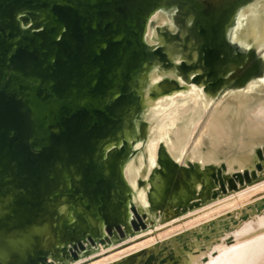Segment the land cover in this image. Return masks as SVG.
Wrapping results in <instances>:
<instances>
[{
    "label": "bare ground",
    "instance_id": "obj_1",
    "mask_svg": "<svg viewBox=\"0 0 264 264\" xmlns=\"http://www.w3.org/2000/svg\"><path fill=\"white\" fill-rule=\"evenodd\" d=\"M154 1L0 0V206L15 205L10 212L3 208L0 214V264H42L41 258L55 264L69 246L83 247L84 236L104 242L106 235L114 238L117 232L122 234L119 227L127 221L107 182L120 161L121 147L107 149L100 162L94 154L124 103L123 91L113 94L117 72L120 68L124 73L131 70L143 53L144 42L149 43L150 28L144 36L139 34L140 18ZM191 1H199L201 20L197 27L190 24L184 29L181 38L173 36L178 38L175 46L179 49L172 58L173 68L180 69L184 80L187 74L176 61L196 57L182 61L181 66L195 65L192 73L198 75L189 82L199 85L180 87L171 78L159 81L160 66L152 68L141 86L144 109L130 133V138H135L139 122L144 120L145 136L137 140L139 153L125 163L124 170L130 204L137 212L134 217L140 220V215L145 216L148 230L159 216L158 223L171 221L173 227L199 225L111 264H264V198L248 203L261 188L227 202H211L209 209L181 217L227 193L226 186L234 188L233 179L246 185L264 173V124L249 132L261 115L254 112L261 96L254 94L256 100L246 103L243 117V106H237L238 115L236 110L215 111L185 157L186 141L195 132L201 111L194 121L187 122L190 129L183 141L178 132L168 130L159 136L154 129L157 122L151 106L170 88L193 91L189 97L193 99L201 95L202 87L205 89L202 81L210 75L214 93L217 86L232 79L245 83L246 89L254 83L253 90L260 85L248 80L258 70L251 63L255 49L240 50L232 42L233 36L225 41L219 38L222 6L209 0ZM234 2L238 6L241 0ZM19 10L23 11L16 17ZM159 18L161 22L166 17ZM41 20L46 22L36 27ZM173 23L178 25L177 20ZM107 91L109 99L102 102ZM189 98H182L179 105ZM52 107L57 109L60 131L48 134L46 142L39 144L36 123L44 121L47 132L52 125L48 118ZM181 120L182 116L173 113L159 125L171 127ZM252 145L259 146L252 149ZM144 147L151 161L138 177L136 169ZM12 193L17 196L9 199ZM65 201L73 202L75 209L80 204L83 213H76L68 226L59 224L58 206ZM238 203L250 211L233 209ZM230 211L235 217L230 214L228 220H216ZM230 223L237 226L232 229ZM132 225H136L134 221ZM215 237L217 240L210 242ZM191 238L197 241L190 242ZM170 243L182 248L175 249ZM176 250L185 255L181 258Z\"/></svg>",
    "mask_w": 264,
    "mask_h": 264
},
{
    "label": "rangeland",
    "instance_id": "obj_2",
    "mask_svg": "<svg viewBox=\"0 0 264 264\" xmlns=\"http://www.w3.org/2000/svg\"><path fill=\"white\" fill-rule=\"evenodd\" d=\"M54 1L59 2L60 0ZM209 1L218 4L223 8V13L219 20V38L225 41L230 36H233L232 42L234 44H238L240 50H245L246 48L255 49L254 55L251 59V63L253 65H256L258 70L257 73L251 75L248 80L254 79L255 81H257L256 84L260 83V85L262 84L263 87L258 85V88L253 90L255 86L254 83L250 89H246L244 88L245 83L240 84L235 79H232L222 85L217 86L215 94L214 91H212L215 88V83L214 80L211 79L212 75H210L209 77H205L202 81L205 89L202 87L201 95L190 99L194 92L187 91L185 88L180 87L188 84L189 87L197 88L199 84L190 83V79L193 76V78L191 79L193 80L194 77L198 75V72L192 73V71L195 70V65L187 64L186 66H181V63L182 61L190 62L196 57L193 56L189 58V60H187L180 56L181 58L179 57L180 59L176 61V63L179 64V68H181V72L183 74H187L186 78L182 77L186 81L185 82L181 79L180 69L173 68L175 64L172 55L179 49V46H175V44L177 45L179 43L178 38H175L173 36L177 35V37L181 38L182 31H184V29H186L190 24L196 27L198 26L201 20V15L197 11L199 1L155 0L154 2H152L147 12L140 18L141 29L139 34L141 37L144 36L147 27L150 28L149 32L147 33L149 43L144 42L143 53L135 62L131 70L126 72V78H124L123 75L125 73L121 68L117 72L113 94L115 96L120 93V91H123L125 97L124 103L122 107L116 112L114 120L110 124L105 138L99 143L94 154L95 158L100 162L107 149H110L114 146L121 147L120 161L113 172L114 175H109L108 181L110 182L112 198L113 200L119 202L120 213L127 222H124L122 224V234L117 232L114 238H112V236L110 235H106V237L104 238V242L96 240L95 238H93V236H84V238L81 240V243L83 245L82 248H80L79 246L78 248L69 246L66 254L63 257L59 256L55 261V264H111L114 261H118L123 257L130 255L131 252L134 253L138 252L137 250H145L149 245H155L160 242H164L167 239L169 240L172 238V236L174 237L175 234L178 233L179 235V233L185 228L189 229L190 226L193 227L199 225L198 223H191L187 226L180 225L173 227L169 224V222L171 221L163 224L158 223L161 219V216H159L160 218H154V227H151L148 230L145 227L146 217L140 215V220L136 219L134 215L137 212L133 210L130 204L131 190L126 178L124 165L129 159L137 157L139 153V150L136 147L137 140L143 139L145 136L146 121L144 120L139 122V127L135 138H130V133L134 129L135 120L140 116V113L144 109L141 86L143 84V81L145 82L144 78L152 70L153 67L157 69L160 66V69H158L157 71L161 75L159 81H161L162 78H171L173 80H176L180 85V87L170 88L169 91L163 93L157 103L151 106V113L154 114L157 122L154 125L156 134H159L160 136L168 130L172 132H178L179 136L183 138V141L190 129V123L187 122L194 121L197 113L201 111V118L197 122L196 130L186 141L187 144L184 157L187 155V152L193 147L195 140L199 137V134L205 128L207 120L215 111L221 108H224V110H226L227 112L236 110V113L234 114L238 115L237 112L239 111H237V106H243L240 114V116L243 117L244 110L246 109V103L251 104L253 102L252 99L254 101L256 100V98L253 97L254 94H259L261 96L262 102L255 106L254 111L258 115H261L256 120L258 122L257 125L250 127L249 132L258 129L259 126L261 127V125L264 124V0H241L240 5L238 6L234 2V0ZM23 10H25L24 12H26V8H24ZM23 10H19L16 14V17H18L20 15L19 13ZM161 15L165 16L166 18H163L160 22L159 17ZM174 20H177V26L174 25ZM45 22V20H41V22L36 25V27H42ZM167 34L171 35H169L170 37H168V39L166 38ZM173 46H175V50L173 49ZM193 55L195 54L193 53ZM247 58L248 57L244 59L245 63L248 62ZM237 64L238 66H241L240 63ZM202 66L204 67V65ZM230 73H232V71L227 72V74ZM33 80L36 83L38 82V80ZM259 89L260 91H257ZM109 95L110 94L107 91L102 97L101 101H107V99H109ZM210 96H212L211 101L204 107V109H202L203 103L205 104V101L210 98ZM185 97L190 98L187 100L185 105L180 106L178 102ZM147 99H150V94H147ZM173 113H175L177 116H182V120L179 121L178 124L176 123L171 127L161 124L159 125L160 121L165 119L167 116L172 115ZM190 115H192V117L191 120L188 121V117ZM48 118L51 120L53 125L57 127L60 126L56 107H52L49 110ZM247 120H250V117L247 118ZM35 127L37 131V143H45L48 137V134L45 130V122L39 121L36 123ZM258 146L259 145H252V149H255ZM249 147H251V145ZM141 150L142 152L138 159V165L140 166V168L136 169V174H138V177L142 176L143 167L145 166V164L151 161L146 148H141ZM254 154L255 153L253 152V155ZM217 162H219V158H217ZM99 169L101 174L102 165H100ZM233 182L234 184H236L234 188L229 189L227 188V186L225 187V189H227V193H224V195H221V197H218L216 200L211 199L209 203L201 205L200 207H197L192 211H188L181 217L193 214L195 215L201 210L209 209V207H211L210 204L212 203H216L218 201H220V203L227 202L230 201L229 199L233 197V199H236L241 195H247L248 191L252 192V190L258 188H261L259 192L260 194L258 193L253 197V199H249V201L247 200L248 203L264 198V173H262L259 180L254 183L243 185L235 179H233ZM237 185L240 187H237ZM15 195L16 194L12 193L8 197L9 199L14 198ZM11 207L12 205H10V208ZM60 207H65L66 210L63 215H61L59 224H66L68 226L74 220V215L76 213H82V210L79 209V207L75 209L72 204H70V202L62 203L60 204ZM245 207L242 203H238L233 205L232 208L236 211L240 209H243V211H245ZM156 209L158 212L161 211V207H158ZM249 211L247 209L245 213ZM230 214H232V217H235L233 215L234 212L230 211L225 216L216 217V220H218V218L220 220H228L230 218ZM213 220H215V218L211 219V221ZM132 221H134L136 225H132ZM141 222L144 224V226L141 225ZM230 224L232 229L237 226L234 224L232 225V223ZM222 231L225 232L224 229H222ZM90 238L93 242H91ZM193 239L197 241L196 238ZM193 239L191 238L190 242ZM106 240H109L110 242L107 243ZM216 240L217 238L215 237L210 242ZM170 244L175 249L176 247H179L180 249L182 248V246H180V244L178 243ZM176 252L181 256V258L185 255L180 254L177 250ZM193 252H195L194 249ZM72 253L76 254L77 257L74 258L72 256ZM184 253L186 252L184 251Z\"/></svg>",
    "mask_w": 264,
    "mask_h": 264
},
{
    "label": "water",
    "instance_id": "obj_3",
    "mask_svg": "<svg viewBox=\"0 0 264 264\" xmlns=\"http://www.w3.org/2000/svg\"><path fill=\"white\" fill-rule=\"evenodd\" d=\"M124 74V73H123ZM124 76V78H126L127 77V73L125 72V74L123 75ZM59 131H60V126L59 127H57V126H55V125H51V127L49 128V130L47 131V134H53V135H56V134H58L59 133ZM105 138V137H104ZM103 138V139H104ZM102 139V140H103ZM101 140V141H102ZM100 141V142H101ZM99 145V144H98ZM114 174H113V172H112V176H113ZM107 182H108V186H109V189H110V191H111V187H110V182L107 180ZM15 194V193H14ZM20 195H23V193H20ZM17 195H15V197H16ZM14 197V198H15ZM14 198H12V199H14ZM65 202H67V201H65ZM65 202H62V203H65ZM61 203V204H62ZM70 203H73V202H70ZM10 205H12V207L10 208ZM15 207V205L14 204H9V203H6L5 204V208L4 207H2V206H0V214L2 213V211H3V208L5 209V210H7V211H11V209L12 208H14ZM79 209H81L82 210V207H81V205L79 204ZM65 207H60V205L58 206V215H59V217H61V215L65 212ZM59 220H60V218H59ZM119 229L121 230V227H119ZM122 231V230H121ZM121 234V233H120ZM91 240V239H90ZM82 248V247H81ZM72 256L74 257V258H76L77 256H76V254H74V253H72ZM41 262H42V264H51V263H49V261H48V258H41ZM35 264V263H34ZM53 264V263H52Z\"/></svg>",
    "mask_w": 264,
    "mask_h": 264
}]
</instances>
